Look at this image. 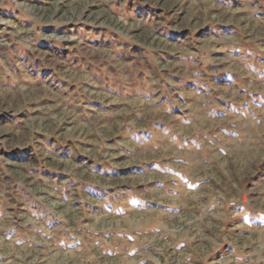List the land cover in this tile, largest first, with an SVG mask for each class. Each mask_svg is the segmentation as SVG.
I'll return each mask as SVG.
<instances>
[{
  "label": "rangeland",
  "instance_id": "rangeland-1",
  "mask_svg": "<svg viewBox=\"0 0 264 264\" xmlns=\"http://www.w3.org/2000/svg\"><path fill=\"white\" fill-rule=\"evenodd\" d=\"M0 264H264V0H0Z\"/></svg>",
  "mask_w": 264,
  "mask_h": 264
}]
</instances>
